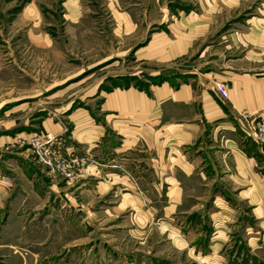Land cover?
<instances>
[{
  "label": "rangeland",
  "instance_id": "rangeland-1",
  "mask_svg": "<svg viewBox=\"0 0 264 264\" xmlns=\"http://www.w3.org/2000/svg\"><path fill=\"white\" fill-rule=\"evenodd\" d=\"M255 25L264 27V0H0V128L38 123L88 99L95 106L114 87L174 85L233 65L263 74L264 59H243L256 48L243 39ZM178 37L189 42L187 51L164 62L163 43ZM148 42L163 47L141 62L134 52ZM48 133L37 130L17 144L49 183L75 190L81 160L65 158L52 134L45 159L33 148ZM256 152L258 183L223 174L214 177L216 187L210 179L186 181L185 203L174 210L165 209L162 194L135 184L127 195L110 185L93 196L76 189L80 212L90 214L88 237L36 217L37 232L13 237L10 228L0 236V264H25L27 256V264H264V145Z\"/></svg>",
  "mask_w": 264,
  "mask_h": 264
},
{
  "label": "crops",
  "instance_id": "crops-1",
  "mask_svg": "<svg viewBox=\"0 0 264 264\" xmlns=\"http://www.w3.org/2000/svg\"><path fill=\"white\" fill-rule=\"evenodd\" d=\"M259 26H253L249 36L243 37L256 47L245 54L244 60L264 59V27ZM125 28V35L132 33L133 28ZM177 41H163L165 51L158 56H163L164 62L187 51L189 42L179 37ZM151 44L136 49L137 60L147 62L154 57L155 49L163 47ZM226 68L210 69L201 74L202 79L188 78L174 85L162 81L149 83L146 89L114 87L101 91L95 97L99 99L95 106L88 99L81 101L82 107L68 112L39 116L38 123L10 121L2 126L0 218L4 214L5 220L0 236L10 228H14L13 237L21 236L25 229L37 232L33 220L42 216L58 222L66 235L88 237L90 214L80 212L81 203L75 200L79 196H73L81 187L89 196L105 192L109 185L119 192L125 190L123 194L127 195L135 184L152 194H162L165 209L174 210L185 203L186 181L199 179L207 184L210 179L216 187L220 183L214 177L223 174L226 179L236 175L238 180L249 181L251 177L258 183L255 154L259 146L246 137L242 114L264 115V73L239 70L234 65ZM215 82L225 85L226 99L216 91ZM92 91L95 93V89ZM37 130L61 140L65 158L81 160V183L75 190L64 193L67 186L49 183L30 150L17 144L19 137ZM195 226L193 222L190 230ZM41 231L39 237L45 233ZM23 259L25 264L31 261L29 256Z\"/></svg>",
  "mask_w": 264,
  "mask_h": 264
},
{
  "label": "built area",
  "instance_id": "built-area-1",
  "mask_svg": "<svg viewBox=\"0 0 264 264\" xmlns=\"http://www.w3.org/2000/svg\"><path fill=\"white\" fill-rule=\"evenodd\" d=\"M214 87L218 94L226 99L227 91L224 84L215 82ZM242 118L245 122L246 137L251 140L255 145H264V115L251 116L242 114ZM53 142L51 134H45L41 137L33 140V148L37 155L43 160L49 155V146ZM49 144V146H47Z\"/></svg>",
  "mask_w": 264,
  "mask_h": 264
}]
</instances>
